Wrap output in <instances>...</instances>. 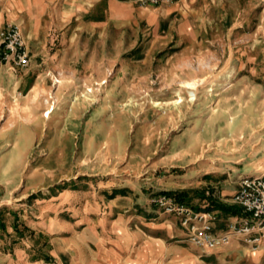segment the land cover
I'll use <instances>...</instances> for the list:
<instances>
[{
  "label": "rangeland",
  "instance_id": "1",
  "mask_svg": "<svg viewBox=\"0 0 264 264\" xmlns=\"http://www.w3.org/2000/svg\"><path fill=\"white\" fill-rule=\"evenodd\" d=\"M19 1L7 21L30 64L16 67V103L0 111V252L264 264L249 253L260 246L236 238L204 251L154 201L210 208L218 232L235 220L213 205L236 210L212 200L214 181L191 177L206 150L264 154V0Z\"/></svg>",
  "mask_w": 264,
  "mask_h": 264
},
{
  "label": "built area",
  "instance_id": "2",
  "mask_svg": "<svg viewBox=\"0 0 264 264\" xmlns=\"http://www.w3.org/2000/svg\"><path fill=\"white\" fill-rule=\"evenodd\" d=\"M29 64L30 52L20 26L7 23L0 27V70L3 65L16 68ZM154 201L166 211L178 214L189 240L206 252L224 247L235 238L255 247L264 244V175L241 178L232 201L242 213L220 232L219 218L212 210H195L171 195H160Z\"/></svg>",
  "mask_w": 264,
  "mask_h": 264
},
{
  "label": "crops",
  "instance_id": "3",
  "mask_svg": "<svg viewBox=\"0 0 264 264\" xmlns=\"http://www.w3.org/2000/svg\"><path fill=\"white\" fill-rule=\"evenodd\" d=\"M20 4L19 0H0V27H4L9 23V19H13L15 7ZM20 68H11L9 65H3L0 70V111L16 103V91L18 83L23 77ZM27 72V71H26ZM36 84L32 83L27 89V102H29V96H32L33 90ZM30 106L27 104V108ZM1 113V112H0ZM1 116V115H0ZM254 145H242L240 147H234L228 153L219 152V148L209 150L205 152L203 157H198L200 160L198 166L193 167V177L191 180L193 183L202 184L207 180L214 181L215 185L212 187V200L214 201H232V197L239 188L241 178L251 175H264V154L261 156L258 153H254ZM249 150L245 153V150ZM256 149V148H255ZM259 149L258 150H263ZM258 155V156H257ZM197 162L194 161L195 164ZM191 182V183H192ZM235 204V203H234ZM236 205V204H235ZM236 209L239 210L233 214V217H237L242 213L241 208L236 205ZM217 225L224 226V223ZM224 229V228H223ZM239 240V239H236ZM240 241V240H239ZM18 250V251H17ZM30 247L22 249L12 250L9 248L7 251L0 252V264H52L49 261H44L43 257L37 259H30L28 253L31 252ZM109 250L100 248L99 251L90 261H80L73 259V264H104L109 260ZM256 258L260 257V254L264 253V244L260 246V249L250 251ZM248 253V254H249ZM103 261L102 263L99 261ZM111 261V260H109ZM108 261V262H109ZM108 264V263H107Z\"/></svg>",
  "mask_w": 264,
  "mask_h": 264
},
{
  "label": "trees",
  "instance_id": "4",
  "mask_svg": "<svg viewBox=\"0 0 264 264\" xmlns=\"http://www.w3.org/2000/svg\"><path fill=\"white\" fill-rule=\"evenodd\" d=\"M213 205L216 206L218 209L224 210L226 212H231L233 214L234 213H237L239 211L237 209L235 210V207L234 208L233 207H228L227 205H224L222 203H216V202H214ZM205 209H210V208H205Z\"/></svg>",
  "mask_w": 264,
  "mask_h": 264
},
{
  "label": "bare ground",
  "instance_id": "5",
  "mask_svg": "<svg viewBox=\"0 0 264 264\" xmlns=\"http://www.w3.org/2000/svg\"><path fill=\"white\" fill-rule=\"evenodd\" d=\"M52 112V108L50 107L49 109H48V113L47 114H50Z\"/></svg>",
  "mask_w": 264,
  "mask_h": 264
}]
</instances>
